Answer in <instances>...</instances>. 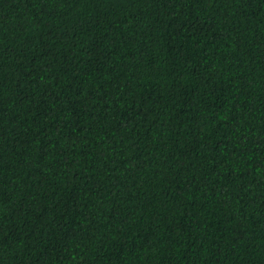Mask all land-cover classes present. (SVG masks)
<instances>
[{
  "label": "trees",
  "instance_id": "1",
  "mask_svg": "<svg viewBox=\"0 0 264 264\" xmlns=\"http://www.w3.org/2000/svg\"><path fill=\"white\" fill-rule=\"evenodd\" d=\"M0 264H264V0H0Z\"/></svg>",
  "mask_w": 264,
  "mask_h": 264
}]
</instances>
